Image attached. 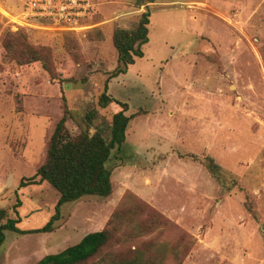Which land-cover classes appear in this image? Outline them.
<instances>
[{"label": "rangeland", "instance_id": "374dc122", "mask_svg": "<svg viewBox=\"0 0 264 264\" xmlns=\"http://www.w3.org/2000/svg\"><path fill=\"white\" fill-rule=\"evenodd\" d=\"M91 2L71 28L23 17L21 0H0V224L19 217L25 232H5L0 264H35L103 230L116 211L130 217L113 226L123 253L140 248L158 264H264V0ZM147 9L144 57L108 81L115 102L100 108L117 66L113 32L134 29ZM21 34L49 51L55 79L41 62L20 64L7 53ZM118 102L131 119L106 163L112 195L64 204L52 232L32 233L54 215L59 194L45 182L19 185L44 163L65 109L73 135L108 139Z\"/></svg>", "mask_w": 264, "mask_h": 264}, {"label": "trees", "instance_id": "16d2710c", "mask_svg": "<svg viewBox=\"0 0 264 264\" xmlns=\"http://www.w3.org/2000/svg\"><path fill=\"white\" fill-rule=\"evenodd\" d=\"M153 3L155 0H137L136 5L147 6ZM149 24L150 11L147 9L141 14L134 29L114 30L112 43L117 52V66L105 81L103 92L98 100L100 108H106L115 102L106 93L108 81L126 74L128 67L135 64L136 59L144 57L143 47L149 42ZM24 35L21 34L17 38L14 35L11 37L13 41L6 44L7 53H13L14 59L20 64L41 62L51 79H55L51 70L49 51L45 48H33L27 43ZM118 104L122 109L111 118L108 139L99 132L92 135L86 132L73 135L66 127L70 112L65 109L48 141L44 163L37 169L36 174L28 179V184L22 180L19 185L20 189L45 182L59 194L54 215L43 227L32 230V233L52 232L55 228L53 225L59 220L60 209L64 204L74 203L85 197L108 198L112 195V173L106 167V163L112 151L115 148L120 149L125 144L126 129L131 119L125 115L127 105L120 102ZM95 117L96 112L90 111L85 115L84 122L91 126ZM203 163L211 176L216 180H222L220 167L212 158L205 157ZM37 178H39L38 181ZM126 197L136 200L135 206H141L142 209L146 207L145 209L150 210L130 193H127ZM16 207L14 206L15 211ZM128 209L124 211H130ZM15 213L17 214V211ZM4 217L5 211L0 210V222ZM127 218L130 221V217L119 215L116 211L103 230L88 233L78 243L56 254L46 255L35 264H158L153 261L155 257L140 248H130L125 253L115 250L117 246L114 244L119 242L118 238L114 240L116 230L114 231L113 226L117 221ZM19 222L20 219L17 217V219L8 218L4 224H0V248L5 241L6 231L25 233L16 227Z\"/></svg>", "mask_w": 264, "mask_h": 264}, {"label": "built area", "instance_id": "2783aa9c", "mask_svg": "<svg viewBox=\"0 0 264 264\" xmlns=\"http://www.w3.org/2000/svg\"><path fill=\"white\" fill-rule=\"evenodd\" d=\"M22 16L45 18L56 25L74 28L92 12L91 0H21Z\"/></svg>", "mask_w": 264, "mask_h": 264}, {"label": "crops", "instance_id": "0c3cea01", "mask_svg": "<svg viewBox=\"0 0 264 264\" xmlns=\"http://www.w3.org/2000/svg\"><path fill=\"white\" fill-rule=\"evenodd\" d=\"M182 4H185L184 2H182ZM101 231V230H100ZM97 232V231H96Z\"/></svg>", "mask_w": 264, "mask_h": 264}, {"label": "bare ground", "instance_id": "6f19581e", "mask_svg": "<svg viewBox=\"0 0 264 264\" xmlns=\"http://www.w3.org/2000/svg\"><path fill=\"white\" fill-rule=\"evenodd\" d=\"M17 21V20H16Z\"/></svg>", "mask_w": 264, "mask_h": 264}]
</instances>
